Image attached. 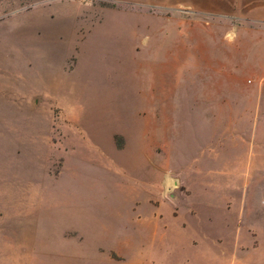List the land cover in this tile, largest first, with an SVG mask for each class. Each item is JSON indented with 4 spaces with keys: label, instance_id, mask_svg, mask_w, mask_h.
Returning a JSON list of instances; mask_svg holds the SVG:
<instances>
[{
    "label": "rangeland",
    "instance_id": "rangeland-1",
    "mask_svg": "<svg viewBox=\"0 0 264 264\" xmlns=\"http://www.w3.org/2000/svg\"><path fill=\"white\" fill-rule=\"evenodd\" d=\"M259 36L264 0H0V264H264Z\"/></svg>",
    "mask_w": 264,
    "mask_h": 264
},
{
    "label": "crops",
    "instance_id": "crops-1",
    "mask_svg": "<svg viewBox=\"0 0 264 264\" xmlns=\"http://www.w3.org/2000/svg\"><path fill=\"white\" fill-rule=\"evenodd\" d=\"M57 1H63L64 2V4L66 5V0H57ZM37 9H39V7L38 8H35V9H33V10H30V11H28V12H25V13H23V14H26V15H28V17H30V15L33 13V12H35ZM31 22V24H32V20H30ZM253 23H263V21H252ZM30 23H28V24H30ZM30 24V25H31ZM199 24H198V22H196L195 20H192L190 23H188V24H183V22L181 21L180 22V24H178V27L176 26V28H175V37H174V40H214V37L212 36V34H210L209 35V31L212 33L213 31H214V29L212 28V26H213V24L211 23V22H209V21H207V23H206V32L204 31V30H201V32H200V30H199ZM32 27V26H31ZM66 28L67 29H69V23L68 22H66V20L63 22V24H61V26H59V25H57V24H53L52 26H51V30L49 31V28H48V33H47V38H46V40H48V43L50 42H52V40H58V37H60V36H64L65 38H66ZM211 28V29H210ZM222 31H219V38L218 39H220V40H225L226 38H225V35H226V32H227V34H229V28H230V26H229V24L227 23V24H225V22L224 21H222ZM225 28L227 29V31H225ZM31 29V28H30ZM30 29L29 28H25V27H22L19 31H18V35L21 37V40H32L33 39V37H32V32L30 31ZM149 29H150V27H149ZM155 34V32L153 31V32H150L149 31V37H148V39L147 40H162V38H161V35H159V36H156V35H154ZM259 35V34H258ZM247 41L248 40H238V44H248L247 43ZM253 42H250V43H253L254 44V46H255V48H254V50H255V52L254 53H250V56H251V59L252 60H254L255 62H258V61H260V58H261V53L259 52V47H260V50H262L263 49V45H264V40H262L261 38H260V36L258 37V38H256V40H252ZM30 43H33V42H30ZM55 46V45H54ZM259 46V47H258ZM55 51L58 53V52H60V51H62V50H60V49H58L57 47L55 48ZM63 52V51H62ZM209 55V54H208ZM214 57V56H213ZM256 67H260V65L257 63L256 64ZM208 69V73H209V68H207ZM257 69V68H256ZM257 73H258V70H255V74H256V76L254 77L255 79H258V84H261V77H260V75H257ZM241 84H243V85H245V83H244V80H241V81H239L238 82V84H237V86H234V88H235V91L236 92H239V91H241ZM223 85H229L228 84V82L226 81V80H224L223 81ZM246 86V85H245ZM247 87V86H246ZM212 89V88H211ZM209 90V87H207V98H208V101H209V103L208 104H210V103H213V105H214V102H213V100L210 102V98L211 97H213L214 95H215V90L213 89V90ZM248 89H250L249 87H247V90ZM244 94V93H243ZM193 98H195L194 97V93H193V96H192ZM244 97H246V93L244 94ZM193 101H194V105H192V106H194L195 108H198V107H203V105H199V103H198V101H196V100H194L193 99ZM227 104V103H226ZM226 104H225V102L223 101V102H221L220 104H218L217 106L219 107V105H222V107H223V105H225L226 106ZM228 107V106H227ZM247 107L248 106H244V110H246L247 109ZM249 109V108H248ZM246 124V123H245ZM247 125V124H246ZM250 126L251 125H253V122L252 123H250L249 124ZM251 128H252V130H253V126H251ZM252 132V131H251ZM242 134H245V139L247 140L248 139V135L246 134V133H242ZM239 139H240V141H243V139H244V135H243V137L241 138V137H239ZM254 139V140H253ZM250 140V139H249ZM256 141V138L255 137H253V136H251V141ZM261 149H263V148H261ZM264 150V149H263ZM260 166V165H259ZM263 170V166H260V168H258V172H261ZM254 183H250V184H247V182H245L244 181V183H242L241 185H240V188H234V189H232V188H230L229 189V193H230V196L228 197V199H231V198H233L234 200H229V202H233V204H235L236 206L237 205H239V210H240V208H241V206H243V204L246 202V200H247V196H248V194H249V191H250V189H251V187H252V185H253ZM249 185V186H248ZM204 198V197H203ZM207 205H209V202H207L206 203ZM239 213H240V211H239ZM239 217V216H238ZM241 220V219H240ZM256 234H255V236H257V235H261V236H264V234H260L259 232L257 233V232H255ZM258 237V236H257Z\"/></svg>",
    "mask_w": 264,
    "mask_h": 264
}]
</instances>
